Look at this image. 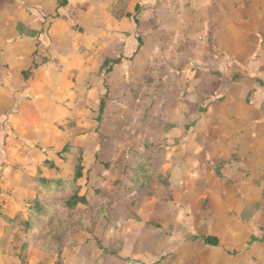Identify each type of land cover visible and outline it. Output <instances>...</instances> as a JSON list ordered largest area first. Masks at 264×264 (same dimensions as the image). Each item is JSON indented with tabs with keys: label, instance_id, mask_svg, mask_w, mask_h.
Instances as JSON below:
<instances>
[{
	"label": "crops",
	"instance_id": "obj_1",
	"mask_svg": "<svg viewBox=\"0 0 264 264\" xmlns=\"http://www.w3.org/2000/svg\"><path fill=\"white\" fill-rule=\"evenodd\" d=\"M85 102L168 171L171 264H264V0H0V264Z\"/></svg>",
	"mask_w": 264,
	"mask_h": 264
},
{
	"label": "rangeland",
	"instance_id": "obj_2",
	"mask_svg": "<svg viewBox=\"0 0 264 264\" xmlns=\"http://www.w3.org/2000/svg\"><path fill=\"white\" fill-rule=\"evenodd\" d=\"M92 105L85 102L80 108L87 128L78 126L79 117L60 126L62 150L46 153L20 211L29 214L27 201L41 192L37 183L45 179L52 184L42 194L48 215L34 217L38 227L30 235L18 225L7 264H171L167 241L173 235L167 223L174 216L169 204L174 200L168 171L164 175L152 165L136 163L140 161L128 148V141L138 137L134 118L128 119L130 126L116 121L113 127L100 113L101 102L95 110ZM58 181L64 182L58 186ZM77 196H85L86 204L70 207ZM154 204L164 213L154 212ZM154 239L162 245L157 258L152 255L158 249Z\"/></svg>",
	"mask_w": 264,
	"mask_h": 264
},
{
	"label": "trees",
	"instance_id": "obj_3",
	"mask_svg": "<svg viewBox=\"0 0 264 264\" xmlns=\"http://www.w3.org/2000/svg\"><path fill=\"white\" fill-rule=\"evenodd\" d=\"M103 105V103H102ZM40 182V183H39ZM64 181H58L56 184L58 186H61ZM37 185H40L41 192L36 193V197L33 198V200H28L29 205V214L26 220L22 218L21 215L16 216L12 223L15 224L16 227L20 225L21 228L24 229L25 234L30 235V233H33L34 230L38 227V225L34 222V217L36 215H48V205L43 203L42 194L45 191H50L52 184L47 183L45 179H39ZM74 199V200H73ZM69 201L70 207L76 206L78 203L86 204V198L85 196H77L76 198H73ZM41 218V217H40ZM43 218V217H42ZM204 242L208 245L217 246L218 240L215 237H207L204 238Z\"/></svg>",
	"mask_w": 264,
	"mask_h": 264
}]
</instances>
